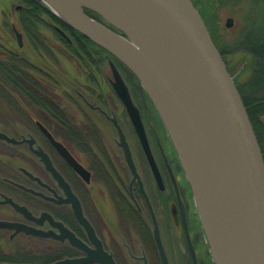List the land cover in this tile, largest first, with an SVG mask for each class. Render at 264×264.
<instances>
[{"label": "flooded vegetation", "instance_id": "af4514ba", "mask_svg": "<svg viewBox=\"0 0 264 264\" xmlns=\"http://www.w3.org/2000/svg\"><path fill=\"white\" fill-rule=\"evenodd\" d=\"M6 52L0 50V55ZM102 63L80 72L78 77L85 81L77 87L59 82L41 66L31 64V71L25 67L24 77L29 74L35 80L23 79L22 86L34 88L37 94L19 98L22 128L18 136L27 142L18 148L23 149L19 158L27 170L23 173L26 183L13 178L17 172L9 163L0 167V256H9L10 244L22 238L45 243V248L37 251L51 249L52 262L84 258V252L67 238L69 233L89 249H95L98 241L116 264H148L145 257L129 249L150 244L160 263L154 237L157 231L164 251L167 243L184 247L192 264L189 239L201 264L196 253L200 221L170 138L135 77L105 52ZM119 83L139 112L150 158L116 93L114 87ZM34 151L48 158L52 171ZM14 205L24 208L28 216ZM85 224L91 227L93 237ZM25 227L50 231L52 237L27 233Z\"/></svg>", "mask_w": 264, "mask_h": 264}, {"label": "water", "instance_id": "95a60500", "mask_svg": "<svg viewBox=\"0 0 264 264\" xmlns=\"http://www.w3.org/2000/svg\"><path fill=\"white\" fill-rule=\"evenodd\" d=\"M38 1L136 78L183 168L213 263L264 264L262 153L234 83L235 76L227 71L191 0ZM225 26H231V19ZM57 31L66 37L60 29ZM14 33L21 47L22 36L15 29ZM109 64L116 74L113 62ZM114 88L150 158L138 110L121 83ZM46 135L82 173L68 153ZM34 153L43 157L52 171L48 158L41 152ZM14 207L28 216L24 208ZM86 229L93 237L91 227L86 225ZM25 230L52 237L50 231ZM66 236L85 257L50 264H116L98 241L95 249H89L73 235ZM154 237L161 264H169L157 231ZM187 240L191 263L198 264Z\"/></svg>", "mask_w": 264, "mask_h": 264}, {"label": "rangeland", "instance_id": "374dc122", "mask_svg": "<svg viewBox=\"0 0 264 264\" xmlns=\"http://www.w3.org/2000/svg\"><path fill=\"white\" fill-rule=\"evenodd\" d=\"M191 1L214 28V38L221 46L220 48L224 51L223 59L229 72L232 75L243 73L241 76L242 79H247L249 77L248 64L250 63V59L247 55L239 51L236 40L242 35L244 30H254V32H257L264 28V0ZM21 9L22 3L19 0H0V50L4 51V49L8 50L11 48L15 53L23 56L31 64L41 66L52 76L55 75L56 80L63 84H74L76 87L77 83L83 84L85 79L78 77V75H80V67L77 63H74L64 55L57 53L56 50L53 51L54 54L50 57L46 55L44 56L45 58L39 57V53L34 47H32L21 31ZM228 19H231L230 27L225 26ZM13 27L23 34L21 47L17 46L15 35L12 30ZM42 29L41 33L47 43L50 46L58 47L51 32L47 28ZM97 60L98 59H93L92 62H96ZM81 71L83 72L85 70L81 69ZM19 114V110L14 111L9 108L7 104L3 105V107L0 105V130H6L10 135H6L0 131V167H3L6 163L10 162L9 164L14 168L15 173L17 172V176L12 175L13 178L16 177L18 180L26 183L23 179V173L27 170L20 165L19 158L21 157L20 155L22 154L23 149L21 150V148L18 147L19 145H22V142L25 140L27 142V139L21 140L18 136L19 129L22 128ZM7 139L13 140L14 143L9 142ZM12 154L15 155L11 157ZM32 177H34V175ZM195 211L197 213L196 208ZM200 227L201 239L196 245V253L201 264H214L211 259L210 250L201 223ZM10 245L13 246V248H11V251L13 252H18L16 251L17 248H21L19 251L23 252V250L26 249L36 251L37 249L45 248L46 246L45 243L22 238L18 239L16 243L14 241V244ZM129 250L136 256L145 257L148 264H160L157 260L156 250L150 244H143L142 247H132ZM165 252L170 264H190L188 257L183 253L185 252L184 247L177 246V244L172 245L167 243ZM124 264H142V262L127 261L124 262Z\"/></svg>", "mask_w": 264, "mask_h": 264}, {"label": "trees", "instance_id": "16d2710c", "mask_svg": "<svg viewBox=\"0 0 264 264\" xmlns=\"http://www.w3.org/2000/svg\"><path fill=\"white\" fill-rule=\"evenodd\" d=\"M19 1L22 3L20 11L21 31L32 47L39 53V57L45 58V55L50 57L54 54L53 51L56 50L57 53L77 63L80 67V72H82L81 69L86 71L89 65L103 64L102 54L104 52H101L100 48L82 35L70 29L50 12L43 3L37 0ZM194 6L197 9L195 4ZM198 12L204 20L215 46L222 57H224V51L214 38V28L205 16L200 11ZM55 27L60 28L70 38L71 43L65 40L55 30ZM42 28H47L51 32L58 47L50 46L47 43L41 33ZM236 44L239 51L250 59V63L248 64L249 77L242 79L243 73L236 74L234 82L253 127L264 161V28L257 32L244 30L242 35L236 40ZM23 58L11 48L8 49L4 56L0 55V105L3 107V105L7 104L14 111L19 110L20 97H37L34 88L22 86L23 79L35 80L29 74L24 77V69L27 66V70L31 71L29 69L31 63L27 59L28 62H25ZM93 59L98 60L92 62ZM99 59L101 60L99 61ZM16 251L18 252L11 251L7 257L0 256V262L11 264H49L55 259L53 252L49 248L42 251H32L31 249L23 250V252Z\"/></svg>", "mask_w": 264, "mask_h": 264}]
</instances>
